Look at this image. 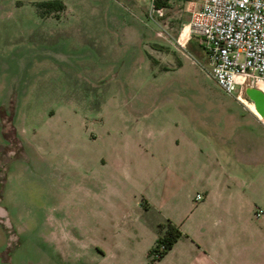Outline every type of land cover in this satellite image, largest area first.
I'll list each match as a JSON object with an SVG mask.
<instances>
[{
    "label": "rangeland",
    "instance_id": "374dc122",
    "mask_svg": "<svg viewBox=\"0 0 264 264\" xmlns=\"http://www.w3.org/2000/svg\"><path fill=\"white\" fill-rule=\"evenodd\" d=\"M189 9L0 0V264L205 261L151 249L170 216L199 220L197 154L219 132L253 138V169L230 158L228 172L254 181L264 211V120L211 77L197 36L174 41ZM238 234L231 256L262 263L264 223Z\"/></svg>",
    "mask_w": 264,
    "mask_h": 264
},
{
    "label": "crops",
    "instance_id": "0c3cea01",
    "mask_svg": "<svg viewBox=\"0 0 264 264\" xmlns=\"http://www.w3.org/2000/svg\"><path fill=\"white\" fill-rule=\"evenodd\" d=\"M246 137L236 132L227 136L215 133L206 142L207 149L197 154L204 157L201 168L209 170L200 180V190L196 191L191 201L193 209L199 210L196 218H200L196 223H185L181 217L170 216L174 222H180L183 233L168 251L179 249L188 254L206 255L207 259L200 264H250L243 256V248L237 247L233 257L230 251L231 245L235 248L238 233L249 228V222L264 223V211L258 216L254 215L257 201L254 181L246 185L237 180V176L232 182L231 173L228 172L230 158L235 163L253 165V169L256 161L254 140L251 136ZM197 193H201L202 197L197 198ZM259 264H264V261Z\"/></svg>",
    "mask_w": 264,
    "mask_h": 264
},
{
    "label": "built area",
    "instance_id": "2783aa9c",
    "mask_svg": "<svg viewBox=\"0 0 264 264\" xmlns=\"http://www.w3.org/2000/svg\"><path fill=\"white\" fill-rule=\"evenodd\" d=\"M158 1L149 0L151 15H163L165 5ZM187 1V31L184 25L174 41L185 47L197 36L209 64L205 69L221 89L234 93L248 107L245 86L263 85L264 90V0ZM196 197L201 198L202 194L197 193ZM262 212L257 208L255 215Z\"/></svg>",
    "mask_w": 264,
    "mask_h": 264
},
{
    "label": "trees",
    "instance_id": "16d2710c",
    "mask_svg": "<svg viewBox=\"0 0 264 264\" xmlns=\"http://www.w3.org/2000/svg\"><path fill=\"white\" fill-rule=\"evenodd\" d=\"M167 0H159L158 4H166ZM192 42V41H190ZM197 49H203L202 45L197 42ZM163 231L158 236L155 245L152 247L151 251L156 253V256H163L174 244V242L180 237L183 233L180 229L179 225L172 222L171 220H167L163 225Z\"/></svg>",
    "mask_w": 264,
    "mask_h": 264
},
{
    "label": "water",
    "instance_id": "95a60500",
    "mask_svg": "<svg viewBox=\"0 0 264 264\" xmlns=\"http://www.w3.org/2000/svg\"><path fill=\"white\" fill-rule=\"evenodd\" d=\"M244 93L254 103L259 114L264 116V90L257 86L246 85Z\"/></svg>",
    "mask_w": 264,
    "mask_h": 264
},
{
    "label": "bare ground",
    "instance_id": "6f19581e",
    "mask_svg": "<svg viewBox=\"0 0 264 264\" xmlns=\"http://www.w3.org/2000/svg\"><path fill=\"white\" fill-rule=\"evenodd\" d=\"M187 31V26H186V29H185V32ZM259 88H262L263 89V85H260ZM246 98V97H245ZM246 104L248 105V107L250 108V110L253 112V114H255L257 117L261 118L262 120H264V116L260 115L259 112L256 110L255 108V105L253 102L247 100V99H244Z\"/></svg>",
    "mask_w": 264,
    "mask_h": 264
}]
</instances>
